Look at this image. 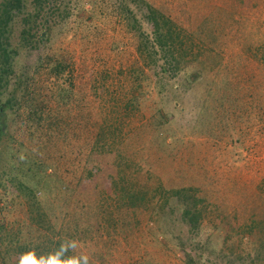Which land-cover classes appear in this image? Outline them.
Instances as JSON below:
<instances>
[{"label": "rangeland", "instance_id": "rangeland-1", "mask_svg": "<svg viewBox=\"0 0 264 264\" xmlns=\"http://www.w3.org/2000/svg\"><path fill=\"white\" fill-rule=\"evenodd\" d=\"M49 5L43 40L17 48L0 173L9 148L56 174L41 199L50 231L22 198L0 200V224L40 250L53 235L74 264H264V0ZM149 7L180 33L170 55L153 46ZM146 39L152 58L137 51Z\"/></svg>", "mask_w": 264, "mask_h": 264}, {"label": "trees", "instance_id": "trees-1", "mask_svg": "<svg viewBox=\"0 0 264 264\" xmlns=\"http://www.w3.org/2000/svg\"><path fill=\"white\" fill-rule=\"evenodd\" d=\"M27 2L28 0H0V139L7 135L8 110L13 107V103L19 101L16 99L15 88L9 92L14 77V63L18 56L17 48L26 49L29 47L34 49L36 44L43 40V36L37 31L36 22L39 17L45 16L47 18L42 13L45 11L46 6L50 9L49 2L52 4L53 0H32L30 4ZM145 18L153 32V46H158L163 53L168 52L167 55L172 54L173 45L179 40L180 34L176 32L175 26L172 27L173 24L169 19L150 7ZM16 34L18 40L14 44L12 40ZM139 36L144 39L143 35L139 34ZM145 41L146 43H141L138 47V54L141 57L147 55L152 58L154 53L153 51L149 52V41L147 39ZM151 49L153 50L152 47ZM28 118L33 123H39L41 120L37 110L31 113ZM0 153H2V150H0ZM7 153L8 159L15 164H12L8 171L3 169L0 173V179L3 178L4 182L0 184H5L8 188V192L3 193L0 200H3L7 207V205L13 204L14 199L22 198L26 215L31 224H36L38 227L50 231L48 215L41 209V199L52 190L55 182L58 181L56 174L47 175L48 168L41 161H36L26 154H21L23 158L21 155H17L20 153L19 149L13 152L8 148ZM27 179L32 181L31 185L28 184ZM166 192L169 193V191ZM172 193L175 197H178V200H181L179 199V192L174 191ZM6 195L12 198L10 199ZM168 196L164 197L166 199L165 203L162 204L164 207L169 204ZM188 197L183 199L185 206L189 208L183 211V216L191 218V224L195 226L198 218L196 207L201 201L189 197L192 203H186ZM130 198L139 203L145 201L144 196L137 194L131 193ZM17 233L11 228L8 229L5 223L0 224V264H7V260H10L11 255L15 256L16 264H74L61 240L54 241L53 235L47 237L51 246L40 250L39 245H35V243H22Z\"/></svg>", "mask_w": 264, "mask_h": 264}]
</instances>
